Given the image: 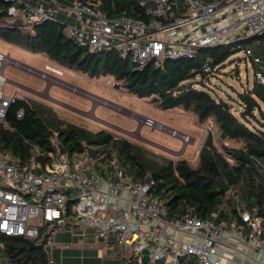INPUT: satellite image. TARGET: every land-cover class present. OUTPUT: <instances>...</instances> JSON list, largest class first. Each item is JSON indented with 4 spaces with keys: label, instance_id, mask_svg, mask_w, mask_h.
I'll return each mask as SVG.
<instances>
[{
    "label": "built area",
    "instance_id": "obj_1",
    "mask_svg": "<svg viewBox=\"0 0 264 264\" xmlns=\"http://www.w3.org/2000/svg\"><path fill=\"white\" fill-rule=\"evenodd\" d=\"M3 1L7 3L6 23L31 27L46 20L62 21L66 33L80 45L94 51H117L129 58L135 69L150 63L160 67L167 59L195 58L202 48L264 32V0H137L147 19L111 16L82 0ZM245 52L256 66V81L264 84V58L248 46ZM18 62L0 51V124H6L9 108L23 98L18 89H4L7 78L3 68ZM200 69L212 72L210 54L203 57ZM49 70L46 66L40 75L47 76ZM24 115V109L18 110V119ZM145 124L178 137L185 146L191 140L190 134L152 117H146ZM213 126L212 121L207 124L210 129ZM53 146L48 152L34 148L27 163L0 152L2 234L24 236L45 249L58 227L72 236L81 227L90 229L96 238L114 236L123 259L134 257L142 262L148 257L151 264H181L188 258H195L198 264H225L219 249L224 233L243 238L264 254V216L257 208L241 211V225L218 220L217 212L211 218L193 213L169 218L164 200L152 190V180L133 181L115 160L110 165L101 162L98 147L91 146L92 156L86 150L83 158H72L67 151L60 152L57 142ZM41 156L46 158L42 161ZM50 245L48 257L55 264L56 243ZM3 246L0 242V264H4Z\"/></svg>",
    "mask_w": 264,
    "mask_h": 264
},
{
    "label": "trees",
    "instance_id": "obj_2",
    "mask_svg": "<svg viewBox=\"0 0 264 264\" xmlns=\"http://www.w3.org/2000/svg\"><path fill=\"white\" fill-rule=\"evenodd\" d=\"M106 10L111 16L127 14L133 17L149 16L137 0H82ZM7 3L0 0V38L32 53L43 54L64 68L87 73L92 77L110 74L139 97H154L162 109L180 107L191 111L205 123L211 119L221 140L215 142L209 131L199 150V160L193 165L187 159L157 157L144 146L117 132L65 122L56 111L44 104L20 98L9 108L6 124H0V152L18 156L27 163L33 149L48 152L54 148V138L69 155L84 153L87 146L98 147L101 162L116 161L133 181H153L152 190L165 202L168 217L193 213L201 218L243 224L242 210L257 208L264 216V84L255 81L252 88L238 93L239 108L232 101L213 94L204 79L221 72L232 55L235 43L202 48L195 58L167 59L163 66L150 63L135 69L129 58L114 50H90L66 33L65 23L46 20L31 27L6 23L3 18ZM258 36H264V32ZM213 57V70L203 73L202 59ZM256 68V66H255ZM200 79H197L198 75ZM24 109L23 118L17 112ZM229 141L226 144L225 141ZM237 145H233L234 143ZM240 144V145H239ZM43 161L46 157L41 156ZM229 186L223 190L218 181ZM247 231V228L244 229ZM2 253L7 264H53L47 251L30 248L31 241L24 236L0 232ZM125 264H151L148 258L139 262L125 257ZM181 264H198L195 258L183 259Z\"/></svg>",
    "mask_w": 264,
    "mask_h": 264
},
{
    "label": "rangeland",
    "instance_id": "obj_3",
    "mask_svg": "<svg viewBox=\"0 0 264 264\" xmlns=\"http://www.w3.org/2000/svg\"><path fill=\"white\" fill-rule=\"evenodd\" d=\"M246 46L250 47L254 54L264 58V36L251 37L245 42L235 43L232 46L234 52L222 71L211 73L204 79V87L213 94L232 101L234 109L239 108L238 93L252 88L256 81L255 65L246 55ZM0 51L19 61L3 68L2 74L7 78L5 91L18 89L21 95L31 102L54 109L58 117L65 122L84 125L93 130L108 128L144 146L157 157L167 156L175 160L185 158L193 165L198 163L199 150L209 131L218 145L221 141L215 126L211 129L207 127L209 122L211 124V119L202 123L193 112L180 107L162 109L155 104L153 96L139 97L128 92L110 74L92 77L87 73L64 68L43 54L32 53L2 38ZM46 66H50L51 70L43 77L40 72L45 71ZM57 69L61 72L57 73ZM200 78L199 74L197 79ZM146 117H152L167 126L190 134V142L185 146L181 139L167 131L151 128L145 124ZM54 141L57 142V139L54 138ZM83 154L77 152L71 156L83 158ZM57 230L58 233L55 237L51 236L46 245V251L51 250V243L66 242L64 227L60 226ZM3 263H8L5 255Z\"/></svg>",
    "mask_w": 264,
    "mask_h": 264
},
{
    "label": "crops",
    "instance_id": "obj_4",
    "mask_svg": "<svg viewBox=\"0 0 264 264\" xmlns=\"http://www.w3.org/2000/svg\"><path fill=\"white\" fill-rule=\"evenodd\" d=\"M226 142L229 144V141ZM65 233L66 242L56 243L54 248L55 264L124 263L114 236L107 240L96 238L90 229L81 227L76 228L75 236L68 231ZM219 249L224 255L225 264H264V254L250 247L246 240L236 235L224 233L220 238ZM244 250H248L247 256H244Z\"/></svg>",
    "mask_w": 264,
    "mask_h": 264
},
{
    "label": "water",
    "instance_id": "obj_5",
    "mask_svg": "<svg viewBox=\"0 0 264 264\" xmlns=\"http://www.w3.org/2000/svg\"><path fill=\"white\" fill-rule=\"evenodd\" d=\"M18 22L21 23L20 20H18ZM255 36H258V35H254V36H251V37H255ZM239 41H241V40H239ZM153 99H157V96H154ZM59 147H60V152L61 153H65L66 152V149L61 144H59ZM86 149H87V151H88L90 156L94 155V150H93V148L91 146H87ZM146 182H151V177L150 176H148L146 178ZM218 183H219L220 187L223 190H225V191L229 190V186L226 183H224L223 181L219 180ZM30 248H34V249H37V250L41 251L42 248H43V244L31 242L30 243Z\"/></svg>",
    "mask_w": 264,
    "mask_h": 264
}]
</instances>
